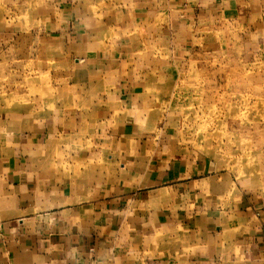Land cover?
Wrapping results in <instances>:
<instances>
[{
    "label": "crops",
    "instance_id": "crops-1",
    "mask_svg": "<svg viewBox=\"0 0 264 264\" xmlns=\"http://www.w3.org/2000/svg\"><path fill=\"white\" fill-rule=\"evenodd\" d=\"M234 46L264 0H0V264H264V202L146 99Z\"/></svg>",
    "mask_w": 264,
    "mask_h": 264
},
{
    "label": "rangeland",
    "instance_id": "rangeland-1",
    "mask_svg": "<svg viewBox=\"0 0 264 264\" xmlns=\"http://www.w3.org/2000/svg\"><path fill=\"white\" fill-rule=\"evenodd\" d=\"M204 56L151 81L146 99L160 122L153 134L211 160L232 175L234 191L264 202V52L234 46Z\"/></svg>",
    "mask_w": 264,
    "mask_h": 264
}]
</instances>
